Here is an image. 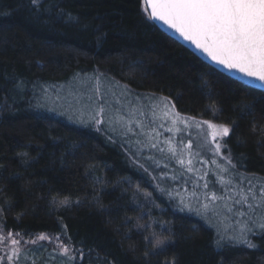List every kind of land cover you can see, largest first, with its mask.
<instances>
[{"label": "trees", "instance_id": "trees-1", "mask_svg": "<svg viewBox=\"0 0 264 264\" xmlns=\"http://www.w3.org/2000/svg\"><path fill=\"white\" fill-rule=\"evenodd\" d=\"M41 5L0 0L5 231L59 235L67 243L71 237L85 258L73 262L65 256L67 264H264L259 229L249 235L255 248L217 247L216 224L180 211V190L173 194L136 164L103 124L97 130L91 121L50 108L57 89L93 77L167 96L185 115L231 127L224 150L227 155L230 150L233 175L263 184L264 92L216 70L171 38L145 17L142 0H41ZM249 107L252 115L245 116ZM65 198L79 204H52ZM153 233L170 243L154 248ZM33 249H39L35 264H48L46 254H59L51 243L39 242L24 247L17 264H33L26 258Z\"/></svg>", "mask_w": 264, "mask_h": 264}, {"label": "snow or ice", "instance_id": "snow-or-ice-1", "mask_svg": "<svg viewBox=\"0 0 264 264\" xmlns=\"http://www.w3.org/2000/svg\"><path fill=\"white\" fill-rule=\"evenodd\" d=\"M31 3L38 8L42 7L41 0H31ZM142 13L147 19L163 22L164 25L173 29L185 41L190 42L198 50L205 53L217 65L264 82V0H142ZM261 86L264 87V84ZM99 99L103 100V96H100ZM174 108L175 104L169 97H160L157 103L151 107L153 123L160 121L158 127L164 128L165 122L171 121V126L167 128V131L179 132L178 124L187 126L189 119L195 122L194 117L186 118L179 112L173 111ZM136 111L143 114L142 109ZM103 112L104 105L98 104L96 113L91 116V122L97 127V130H100V125L105 124ZM133 115L135 113L130 112L128 117L117 116L114 113L108 123L110 125L122 123L129 132H135L132 128V124L135 123L142 132H145L143 121L133 120L131 118ZM212 115L216 116L215 110L212 111ZM244 115H252L250 107ZM81 122L83 123V119ZM202 123L211 129V141L215 144V152L221 153L222 147H226V144L222 145L219 140L229 136L232 128L226 124L217 125L212 121H203ZM151 131L154 132L155 129H151ZM253 131H256L255 122L253 123ZM145 135L148 136L150 146L156 148L157 144L152 142L155 137L148 135L147 132H145ZM165 143L169 145L167 151L172 154L171 158L176 159L181 166H185L188 172H192L191 140L185 146L188 153L187 160L184 158V152L178 153L171 140H167ZM159 150L164 151V149ZM224 159L228 161V166L224 167L222 172L229 174L231 177L235 173V166L232 164L230 150L229 155L225 156ZM221 179L223 180V177ZM97 182L100 183L101 181L98 179ZM231 183V178L224 182L223 187L225 190ZM203 188L208 189L207 182L203 184ZM162 191L167 192V190ZM0 193H2V190H0ZM235 195L237 198L233 200L232 206H229L226 200H232L231 196L225 198L224 196H218L215 191L209 190L204 193L203 203H201L199 197L193 194V198L200 207L193 208L190 203L186 204L184 198L181 197L178 208L180 211L194 212L196 215H201V208L208 210L209 206L214 205V202L218 200H225V207L229 213L234 212L235 205H247V212L236 210L234 213L240 217H248L247 220L238 221L239 230L234 231L232 234L217 233L215 243L219 248L226 245L240 244L246 245L248 248H255L257 245L249 239V234L254 233V229H259L260 234H264V215L259 217L253 215L259 205L249 202L250 198L254 201L257 196L250 185L244 191L237 190ZM145 198L148 199L147 196ZM170 199H174V197L170 196ZM260 199H264V188L260 189ZM72 203L79 204V201L73 202L67 198L62 201L55 199L52 201L54 206L70 207ZM97 203H99L98 200ZM2 212L3 208H0V213ZM249 221H251V225ZM125 224H127V219ZM138 227L142 226L138 225ZM153 236L155 237L153 247L156 249L163 248L166 243H170V241L166 242L160 239L155 233H153ZM67 239L68 243L66 244L59 235L48 236L42 233L35 240H29L26 243L35 244L37 240L55 242L59 254L66 256L69 261L83 260L85 258L84 251L74 248L71 244V237H67ZM22 240L23 237L19 233L5 232L4 224L0 222V250L7 248L5 255L0 256V264H5V261L8 264H17L23 255ZM6 241L8 243H5ZM157 254L162 255L163 253ZM144 255L147 257L149 253L146 251ZM33 264H35V261H33ZM161 264H175V261H162Z\"/></svg>", "mask_w": 264, "mask_h": 264}, {"label": "rangeland", "instance_id": "rangeland-1", "mask_svg": "<svg viewBox=\"0 0 264 264\" xmlns=\"http://www.w3.org/2000/svg\"><path fill=\"white\" fill-rule=\"evenodd\" d=\"M89 88L93 89L89 90ZM88 90L89 92L83 98L84 91ZM56 91L58 96L56 94V96H53V100L50 99V108L74 120L83 119V121L89 122L91 121V111H93L94 115L95 111H97L98 104L104 105V112L102 115L105 119V124L103 125L107 128L109 134L120 142L124 151L127 152L136 164L151 175L154 174L157 176L158 181L170 192L175 194L174 192L180 190L181 195H178V199L176 198L178 203L180 198L183 197L186 204L190 203L193 208L200 207L193 198V194L199 197L201 203H203L204 193L210 190L215 191L218 196H224L225 198L231 196L232 200H226V202L229 206H232L233 200L237 198L235 195L236 191H244L246 187L250 185L257 199L253 201L250 198L249 202L259 205L255 209L253 215L256 217L264 215V212L261 211V209H264V199H260V189L264 188V183H260L258 179L247 180L245 177L237 179L235 175L230 177L229 174L222 172V169L228 166V161L224 159V157L228 155L224 150L225 147H222L221 153L215 152V144L211 141V129L202 123L206 120L194 117L195 122L189 119L187 126L178 124L177 127L180 129L179 132L167 131V128L171 126V121H166L165 127L160 128L158 127L160 121L153 123L151 113L152 105L157 103L158 99L164 95L136 93L125 88V85L106 78L93 77L77 79L74 83L61 87ZM100 96H103V100L99 99ZM137 109H142L143 114L137 112ZM173 111L179 112L186 118H193L181 113L176 105ZM130 112L135 113L131 118L133 120H142L145 125V132L155 137L152 142L157 144L156 148L150 146L148 136L145 135V132L140 130L137 124H132V128L135 132H129L122 123L113 125L108 123L114 113L117 116L122 115L128 117ZM213 123L220 125V123ZM151 129H155V131L153 132ZM157 133L159 134L157 135ZM227 138L228 136L219 140V142L224 145L226 144ZM167 140H171L172 145L177 148L178 153L184 152V158L186 160L188 158V153L185 146L189 140H191V152L193 153L191 156L192 172H188L185 166H181L176 159L171 158L172 154L167 151L169 145L165 143ZM159 149H164V151H160ZM213 161H215V163H213ZM173 177H175V179H173ZM201 177H203V179H201ZM221 177H223V180ZM230 178L232 183L228 185L225 190L223 184ZM205 182L208 183V189L203 188ZM236 210L247 212L248 208L247 205H235L234 212L229 213L225 207V200H218L214 202V205H210L208 210L201 208V216L212 223L214 222L220 234H232L234 231L239 230L240 225L238 221H240L241 218L245 219V217L235 215L234 213ZM258 210H260L261 213L258 214ZM47 235L56 236L51 234ZM20 236L23 237L21 244L22 249H24V247L32 245L31 243H26V241L35 240L38 235L33 237ZM151 237L155 239L153 234ZM60 238L64 240L61 236ZM39 242L47 241L37 240L35 245L39 244ZM64 242L67 244L66 241ZM5 243L8 242L6 241ZM47 243H51L56 248L55 242ZM6 251L7 248L0 250V256L5 255ZM38 251L39 249H33L29 252V255H26V258L33 261L36 260L35 262H37L35 256L38 257ZM46 257L48 264H51L52 261L57 259L58 264H61V262L67 264L64 255L61 257V254H57V256L46 254Z\"/></svg>", "mask_w": 264, "mask_h": 264}, {"label": "water", "instance_id": "water-1", "mask_svg": "<svg viewBox=\"0 0 264 264\" xmlns=\"http://www.w3.org/2000/svg\"><path fill=\"white\" fill-rule=\"evenodd\" d=\"M154 23L166 34H168L171 38L176 40L178 43L189 49L196 56H198L202 61L215 68L216 70L222 72L223 74L235 79L236 81L259 91L264 92V87L261 85L264 82L254 80L253 78L247 77L239 72H234L231 70L225 69L223 66L217 65L214 61H212L205 53L198 50L193 44L188 41H185L178 33H176L173 29H170L167 25H164L163 22L154 21Z\"/></svg>", "mask_w": 264, "mask_h": 264}]
</instances>
